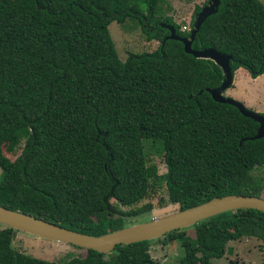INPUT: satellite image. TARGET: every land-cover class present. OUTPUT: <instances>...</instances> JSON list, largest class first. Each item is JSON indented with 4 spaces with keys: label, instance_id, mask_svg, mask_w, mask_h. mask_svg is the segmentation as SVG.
<instances>
[{
    "label": "trees",
    "instance_id": "16d2710c",
    "mask_svg": "<svg viewBox=\"0 0 264 264\" xmlns=\"http://www.w3.org/2000/svg\"><path fill=\"white\" fill-rule=\"evenodd\" d=\"M165 1L0 0V207L99 237L152 210L116 212L110 201L131 206L161 184L178 211L226 196L262 197L253 172L264 167V138L245 141L258 124L213 101L207 90L225 80L218 65L164 42L167 25L189 36L171 18L154 20ZM128 18L159 46L122 62L108 26ZM191 48L231 56L232 75L239 68L263 75L264 4L220 0ZM145 140L162 143L165 174L146 165ZM20 143L14 161L4 156L3 145ZM1 227L0 264H105L93 250L60 262L28 256L12 248L17 231ZM187 229L159 238L181 243L178 264H210L242 238L264 245V213L253 209L198 222L194 239ZM149 246L118 245L113 254L120 264H157Z\"/></svg>",
    "mask_w": 264,
    "mask_h": 264
},
{
    "label": "rangeland",
    "instance_id": "374dc122",
    "mask_svg": "<svg viewBox=\"0 0 264 264\" xmlns=\"http://www.w3.org/2000/svg\"><path fill=\"white\" fill-rule=\"evenodd\" d=\"M209 0H166L159 5L155 19L171 18L183 31L193 27L196 15V7H203ZM264 4V0H259ZM110 36L114 42L119 59L125 62L129 54H141L154 52L159 46L158 41H147V36L142 26L135 19H126L124 23L112 22L108 26ZM232 87L224 92V97L234 99L243 104L247 110L253 113L264 114V74L252 78L248 71L239 68L233 75ZM143 152L147 166H154L159 175L166 173L163 159L162 143L158 141H143ZM22 143L13 145L5 144L2 147L3 154L10 161H14L22 150ZM1 173V170H0ZM253 176L261 179L264 184V167L253 172ZM264 198V190L262 192ZM116 212H129L147 204L152 205V210L138 217L127 218L124 226L132 227L138 224L149 223L152 220L163 218L178 211V206L168 203L163 184L156 187L155 191L147 198L134 203L131 206H121L115 201H110ZM0 225V229H1ZM188 236L194 239V230H186ZM149 253L157 264H178L185 256V250L179 241L165 244L159 239L157 242L149 241ZM12 248L28 256L48 262H60L70 257L83 258L86 250L78 249L68 244L57 243L27 235L19 231L12 239ZM105 264H120L116 256L111 252L104 256ZM264 260V245L255 238H242L239 241L227 243L220 259H211L210 264H259Z\"/></svg>",
    "mask_w": 264,
    "mask_h": 264
},
{
    "label": "water",
    "instance_id": "95a60500",
    "mask_svg": "<svg viewBox=\"0 0 264 264\" xmlns=\"http://www.w3.org/2000/svg\"><path fill=\"white\" fill-rule=\"evenodd\" d=\"M219 4L220 0H209L201 8L196 15L188 37H179L176 35L174 27L165 26L169 31V35L164 39V42L166 40L179 41L183 44L186 54L192 55L197 59L211 60L222 69L225 75L224 82L218 88L208 89L207 92L214 102L232 106L243 117L257 123L258 128L255 136L246 138L245 141L259 140L264 138V116L250 112L243 104L234 99L224 97V92L233 84V75L230 69L231 56L220 54L211 48L199 51L191 48L200 26L209 16L216 12ZM241 144L242 141L240 142ZM241 209H253L264 213V198L245 196L215 198L207 203L184 211H178L163 218L152 220L149 223L126 227L99 237L80 234L3 207H0V225L40 239L68 244L84 250H93L106 255L113 252L118 245L128 246L140 242L155 241L173 231L187 229L216 215ZM13 238H15V235Z\"/></svg>",
    "mask_w": 264,
    "mask_h": 264
},
{
    "label": "built area",
    "instance_id": "2783aa9c",
    "mask_svg": "<svg viewBox=\"0 0 264 264\" xmlns=\"http://www.w3.org/2000/svg\"><path fill=\"white\" fill-rule=\"evenodd\" d=\"M183 31L185 32V31H188V30H187V28H184Z\"/></svg>",
    "mask_w": 264,
    "mask_h": 264
},
{
    "label": "crops",
    "instance_id": "0c3cea01",
    "mask_svg": "<svg viewBox=\"0 0 264 264\" xmlns=\"http://www.w3.org/2000/svg\"><path fill=\"white\" fill-rule=\"evenodd\" d=\"M233 81H234V79H233Z\"/></svg>",
    "mask_w": 264,
    "mask_h": 264
}]
</instances>
